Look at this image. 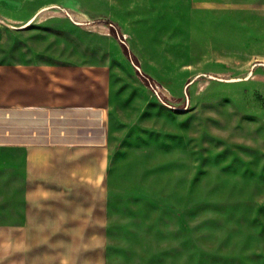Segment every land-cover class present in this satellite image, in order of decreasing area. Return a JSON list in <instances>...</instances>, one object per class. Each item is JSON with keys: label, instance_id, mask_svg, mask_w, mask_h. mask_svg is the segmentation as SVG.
I'll return each instance as SVG.
<instances>
[{"label": "rangeland", "instance_id": "rangeland-1", "mask_svg": "<svg viewBox=\"0 0 264 264\" xmlns=\"http://www.w3.org/2000/svg\"><path fill=\"white\" fill-rule=\"evenodd\" d=\"M20 2L66 14L40 21L47 54L109 71L111 166L106 193L87 200L113 215L107 264H264V59L238 6ZM26 200L78 202L0 206Z\"/></svg>", "mask_w": 264, "mask_h": 264}, {"label": "crops", "instance_id": "crops-1", "mask_svg": "<svg viewBox=\"0 0 264 264\" xmlns=\"http://www.w3.org/2000/svg\"><path fill=\"white\" fill-rule=\"evenodd\" d=\"M264 37V0H224ZM0 0V196L77 197L78 202L0 206V264H107L113 215L109 71L58 58L41 42L43 20ZM60 18V17H59ZM6 24V23H5ZM264 44V43H263Z\"/></svg>", "mask_w": 264, "mask_h": 264}, {"label": "trees", "instance_id": "trees-1", "mask_svg": "<svg viewBox=\"0 0 264 264\" xmlns=\"http://www.w3.org/2000/svg\"><path fill=\"white\" fill-rule=\"evenodd\" d=\"M95 23H103V24H111V20L110 19H99L97 21H95Z\"/></svg>", "mask_w": 264, "mask_h": 264}]
</instances>
